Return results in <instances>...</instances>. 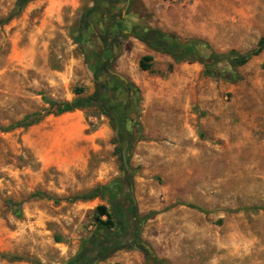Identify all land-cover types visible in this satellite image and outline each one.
<instances>
[{
	"label": "rangeland",
	"instance_id": "1",
	"mask_svg": "<svg viewBox=\"0 0 264 264\" xmlns=\"http://www.w3.org/2000/svg\"><path fill=\"white\" fill-rule=\"evenodd\" d=\"M15 1L0 0V264H60L59 251L78 255L102 227L74 198L95 186H113L117 195L125 189L116 150L124 144L148 255L165 264H264V48L244 62L210 67L227 78L158 53L165 68L146 72L137 68L144 49L129 35L149 23L217 54H247L264 41V0H129L123 13L121 0L110 68L130 81L131 98L115 108L125 112L126 142L113 141L116 125L101 107H81L84 135L104 122L105 140L83 167L63 171L42 159L58 133L68 135L58 129L66 115L52 116V107L22 124L49 102L95 92L72 35L98 0H32L8 18ZM120 250L123 264H152L144 251Z\"/></svg>",
	"mask_w": 264,
	"mask_h": 264
},
{
	"label": "trees",
	"instance_id": "2",
	"mask_svg": "<svg viewBox=\"0 0 264 264\" xmlns=\"http://www.w3.org/2000/svg\"><path fill=\"white\" fill-rule=\"evenodd\" d=\"M32 0H16L14 3V11L11 15L8 16L10 18L13 15H17L20 9L28 2ZM121 2V0H98L96 3L97 5L94 7L95 9L98 7V5L102 4L104 5L103 7L106 8V17L105 21L108 23V28L104 32L107 33L110 31L111 34H115L117 32L122 33V29L120 28V22L121 19L118 14V9L117 5ZM88 9L83 14L87 16L88 13L94 10ZM112 31V32H111ZM88 34H91V30L88 29ZM129 35H131L133 38L138 40L140 43L144 44L147 48L154 52H158L161 54H166L168 55L174 63H179L182 61L186 60H191V61H198L203 65L204 68V73L206 75H210L213 77H222V78H227V74L225 72H218L215 68H210L214 63L216 64L219 61H226L228 65L230 64V60L236 59L237 62H244L246 61L250 56L257 54L261 49L264 48V41L263 39H260L257 42V50L256 51H251L247 54H238L233 51H229L226 54H217L213 52L209 46L202 41L199 40H191L189 42H181L175 36L169 33H164L161 32L158 29H153V28H131L129 30ZM122 36L125 37L124 34ZM202 49V50H201ZM83 53L84 51L81 50ZM150 60V57H144L142 58V61H148ZM84 61L85 65L87 68L88 74H90L91 78L94 80L95 83V92L89 96H87L84 99L80 100H74L71 102H49V109L45 110L44 112H41L40 114H31L26 118V122L22 124V127H27L34 122H37L41 120L43 117L46 115L52 113L50 112V109L52 107L57 108L55 111V114L63 113L66 111H70L72 109H78L84 106H92L91 103L96 101L97 98V84L99 83L97 80V74L92 72V66L88 63L89 58L84 55ZM140 68L141 69H146L145 67L141 66L140 63ZM116 108V107H115ZM115 113H108V112H103V114L110 120L111 124L116 125L117 128V138L114 137L113 141L115 142H126V140L122 139L121 136V120L120 116L123 114L120 111L115 110ZM123 145L121 147H118L116 150L118 153H120ZM120 157V155H119ZM127 163V159H126ZM121 170H123L122 165L120 164ZM126 183L131 184L129 180V175H126ZM120 191V190H119ZM95 196H101L104 199H107L108 201H112L115 197H117V192L115 190V187L111 186H96L92 189H90L87 193L83 194L82 196H77L74 199L78 200H83V199H88L91 197ZM192 207V206H191ZM195 208V207H192ZM197 209V208H195ZM251 210H256L260 209L257 207H252L250 208ZM95 210L99 214H104L105 213V207L103 206H97ZM133 212H135L134 207L132 208ZM113 218L115 220L113 221ZM146 216L143 217L145 219ZM118 223V216L116 213H114L113 209L110 212V215H106V220L103 223H100L102 229H108L113 226V224ZM136 249H139L141 251H144L141 249V247H138ZM146 252V251H144ZM111 251H104L99 258L104 259ZM147 253V252H146ZM148 256V259H151L152 264H165L162 261L155 260L153 257L150 255L146 254ZM78 255L74 256L72 259H70L68 262L64 264H73Z\"/></svg>",
	"mask_w": 264,
	"mask_h": 264
},
{
	"label": "flooded vegetation",
	"instance_id": "3",
	"mask_svg": "<svg viewBox=\"0 0 264 264\" xmlns=\"http://www.w3.org/2000/svg\"><path fill=\"white\" fill-rule=\"evenodd\" d=\"M106 8L100 4L96 9L85 16L81 14V20L76 28V39L78 46L84 51V55L89 58L88 63L92 66V72L97 74V98L93 106L101 107L102 112L115 113L117 106H123L125 98H131V92L128 88V83L119 81L116 77L110 75L111 64V47L115 44L114 37L110 31L104 33L108 28V23L105 21ZM98 23L99 30H96L95 24ZM88 29L91 34H88ZM99 38L100 43L96 41ZM118 47V46H116ZM115 79L114 84H107L110 78ZM125 115V112H124ZM126 144L122 148H125ZM124 170V168H123ZM126 175L127 170H124ZM133 199L128 194V190H120L117 197L111 202L110 206L114 213L118 216V223L113 229L101 230L93 240L87 243L85 250L79 255L73 264H92L95 259L105 251L114 252L121 248H138L140 223L139 218L133 212ZM97 262V261H96Z\"/></svg>",
	"mask_w": 264,
	"mask_h": 264
},
{
	"label": "crops",
	"instance_id": "4",
	"mask_svg": "<svg viewBox=\"0 0 264 264\" xmlns=\"http://www.w3.org/2000/svg\"><path fill=\"white\" fill-rule=\"evenodd\" d=\"M105 18V17H104ZM135 25L140 26L141 24H144V22L140 21L137 19V22H134ZM144 28H153V29H158V27H155L152 24H146ZM161 31V30H160ZM163 32V31H161ZM110 33V32H109ZM165 33V32H164ZM131 36V35H130ZM134 40L135 45H140L143 47L144 52L141 55V57L137 61V68H139L142 71H156V69H164L166 66L165 60L160 61L158 58L156 59L154 57V54H157L158 52H154L147 48L144 44L140 43L138 40L132 37ZM161 54V53H158ZM164 55V54H161ZM144 57H150V60L148 61H142V58ZM140 63L141 66L145 67L146 69H141L140 68ZM116 74L126 73L125 71H116L114 72ZM119 75V74H118ZM123 77V76H122ZM125 82L128 83V81L125 77H123ZM89 96V95H87ZM86 97H83L81 95L76 94V96L72 95L70 99H67L64 102H71L74 100H80L84 99ZM127 100L129 98H125L123 101V105L127 104ZM59 115H66V120L65 124L63 126H59V131L64 130V132H68V135L62 136L61 134L58 133V135L52 140L50 147L48 149V152H46L43 155L42 159V164L47 166V167H55L60 171L63 170H68V169H75L83 167V165L86 164L87 158L93 154L97 148H99V144L103 143L105 140V133H106V123L101 122L100 125L97 127L95 131H93L91 134L84 135L83 130H84V124H83V116L82 113L80 112V108L78 109H72L70 111H66L63 113L59 114H52V116H59ZM124 116V113H123ZM121 117V116H120ZM121 119V118H120ZM72 120V121H71ZM81 120V121H80ZM80 121V122H79ZM74 122V123H73ZM122 124V123H121ZM72 127V128H71ZM104 128V129H103ZM72 131H79V135L72 136L71 132ZM105 131V133H104ZM97 141V142H95ZM39 157V155H38ZM96 187V186H95ZM133 199V198H132ZM102 200H105L104 198L100 196H95L91 197L88 199H83L80 200L86 208H89L90 210L93 211V220L95 222V227L99 226L100 223H103L106 220V215H110V212L112 211V207L110 206V201L108 202L109 208L102 202ZM134 203V201H133ZM97 206H103L105 207V213L104 214H99L95 208ZM114 211V210H113ZM115 218H113V221ZM116 224H113L111 228L108 229H102V230H109L113 229ZM101 233V232H100ZM99 233V234H100ZM85 246H87V243L78 250L79 255L83 253L85 250ZM76 252V254L78 253ZM59 255L62 257V261L60 264H64L66 261L70 260L75 254H67L66 252H60ZM125 258V255L121 252L120 249L114 251L111 255L106 256L104 259H98L96 264H123L122 261Z\"/></svg>",
	"mask_w": 264,
	"mask_h": 264
},
{
	"label": "water",
	"instance_id": "5",
	"mask_svg": "<svg viewBox=\"0 0 264 264\" xmlns=\"http://www.w3.org/2000/svg\"><path fill=\"white\" fill-rule=\"evenodd\" d=\"M128 3H129V0H125V1H124V5H123L122 10H121L122 13L124 12V10H125V8L127 7ZM76 33H77L76 31L73 32L72 37H74V36L76 35ZM95 39H96V41H97L98 43H100V40H99L98 37H96ZM116 50H117V47H116L115 44H113L112 47H111V57H110L109 60H108L109 62H111V61H112V58L115 56V54H116ZM255 50H256V49H255ZM108 73H109L110 75L116 77L119 81L125 82V80H124V78H123L122 76H120V75H118V74H116V73H114V72H112V71H108ZM117 128H118L117 126H115V128H114L115 136H116V133H117ZM124 150H125V148H122L121 151H120V153H119V155H120V164L122 165V167L124 168V170H127V171L129 172L128 165H127V163H126V159H125ZM124 170H122V171L120 172L121 182H122V184L125 186V189L127 188V190H128V194H129L130 196H132V190H133V187H132L131 184H127V183H126V173H125ZM139 246L141 247L142 250L146 251L147 254H150L151 250H150V247L148 246V244H146V243H144V242H140V243H139ZM96 261H97V259H95V260L92 262V264H96Z\"/></svg>",
	"mask_w": 264,
	"mask_h": 264
},
{
	"label": "bare ground",
	"instance_id": "6",
	"mask_svg": "<svg viewBox=\"0 0 264 264\" xmlns=\"http://www.w3.org/2000/svg\"><path fill=\"white\" fill-rule=\"evenodd\" d=\"M52 1V0H51ZM39 2H41V1H39ZM54 3V1L53 2H51V4H53ZM62 3V2H61ZM68 4V3H67ZM48 6H49V4H48ZM46 9V8H45ZM57 11V10H56ZM72 121V120H71ZM81 121V120H80ZM79 121V122H80ZM74 123V122H73ZM72 128V127H71ZM104 129V128H103ZM104 133H105V131H104Z\"/></svg>",
	"mask_w": 264,
	"mask_h": 264
}]
</instances>
